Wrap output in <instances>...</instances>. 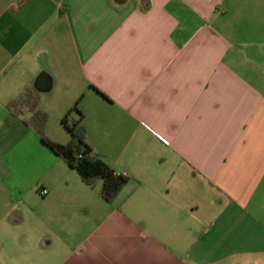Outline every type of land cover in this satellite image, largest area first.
Masks as SVG:
<instances>
[{
    "label": "crops",
    "instance_id": "1",
    "mask_svg": "<svg viewBox=\"0 0 264 264\" xmlns=\"http://www.w3.org/2000/svg\"><path fill=\"white\" fill-rule=\"evenodd\" d=\"M26 88L62 146L79 103L112 204ZM0 264H264V0H0Z\"/></svg>",
    "mask_w": 264,
    "mask_h": 264
},
{
    "label": "trees",
    "instance_id": "2",
    "mask_svg": "<svg viewBox=\"0 0 264 264\" xmlns=\"http://www.w3.org/2000/svg\"><path fill=\"white\" fill-rule=\"evenodd\" d=\"M39 105L40 98L31 89L26 88L8 104L7 108L13 117L31 113L32 116L25 121V125L35 130L42 144L61 159L69 169L75 171L86 186L94 187L101 183V198L106 203L112 204L127 185L128 180L115 174L105 163L93 156L92 149L85 140L82 126L84 116L79 109V103H76L60 121L61 127L71 138L66 146L53 143L46 138L48 115L39 109Z\"/></svg>",
    "mask_w": 264,
    "mask_h": 264
},
{
    "label": "built area",
    "instance_id": "3",
    "mask_svg": "<svg viewBox=\"0 0 264 264\" xmlns=\"http://www.w3.org/2000/svg\"><path fill=\"white\" fill-rule=\"evenodd\" d=\"M123 177L126 178L125 175H124ZM126 179H127V178H126ZM41 194H42V196H46V195H47V191H46V190H42Z\"/></svg>",
    "mask_w": 264,
    "mask_h": 264
}]
</instances>
